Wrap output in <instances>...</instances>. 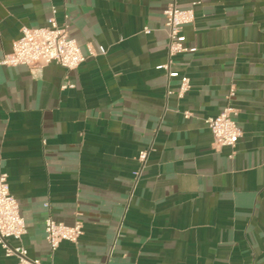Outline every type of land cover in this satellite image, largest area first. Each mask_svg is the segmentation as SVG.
Segmentation results:
<instances>
[{
	"label": "crops",
	"instance_id": "0c3cea01",
	"mask_svg": "<svg viewBox=\"0 0 264 264\" xmlns=\"http://www.w3.org/2000/svg\"><path fill=\"white\" fill-rule=\"evenodd\" d=\"M167 2L0 0V58L22 26L46 25L51 7L86 56L36 76L0 64V174L23 217L28 258L264 264V0L196 4L182 27L190 50L171 58L173 77L159 68L168 61ZM182 75L190 88L178 97ZM230 83L242 135L217 147L205 119L226 105ZM48 215L80 222L78 241L51 253ZM15 262L0 246V264Z\"/></svg>",
	"mask_w": 264,
	"mask_h": 264
},
{
	"label": "built area",
	"instance_id": "2783aa9c",
	"mask_svg": "<svg viewBox=\"0 0 264 264\" xmlns=\"http://www.w3.org/2000/svg\"><path fill=\"white\" fill-rule=\"evenodd\" d=\"M179 2L180 0H168L163 10L164 26L168 39V61L160 65L159 68L166 72L167 77L177 76V73L170 69L171 58L178 53L190 50L184 43L182 27L193 22V7L199 4L201 0L191 2L187 8H182ZM55 12V8L51 7V14L44 26H22L19 36L11 44L10 53L0 58V64L6 66L25 65L33 76L39 75L43 67L52 62L66 70L77 68L86 59V56L81 53L75 39L68 35L67 26L57 23ZM143 32L149 33V29L144 27ZM87 54H94L90 47L87 49ZM66 86L73 87L72 84H66L62 87ZM189 88V78L185 75L180 76L176 95L182 97ZM235 90V85L230 83L225 95L226 105L217 115L205 119V123L213 137V142L217 147L227 146L232 148L242 135L241 128L235 119L237 112L229 104V101L235 95ZM171 93H173L172 90L168 89L166 91V95ZM184 115L188 116V113ZM146 156V150L139 151L137 160L141 167L146 160ZM25 231V224L19 213L18 203L9 191L7 175L2 173L0 174V246L5 256L14 255L16 257L15 264H41L38 259L28 258L27 250L20 244ZM43 231L44 238L52 253L62 241L76 243L82 234V226L78 221L67 225L55 221L48 215L43 221ZM9 240H15L19 244L11 246Z\"/></svg>",
	"mask_w": 264,
	"mask_h": 264
}]
</instances>
